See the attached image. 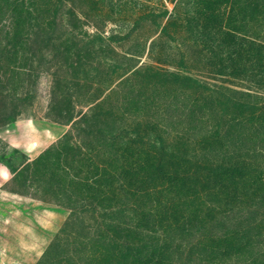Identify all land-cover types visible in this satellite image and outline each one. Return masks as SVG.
<instances>
[{
    "label": "rangeland",
    "instance_id": "1",
    "mask_svg": "<svg viewBox=\"0 0 264 264\" xmlns=\"http://www.w3.org/2000/svg\"><path fill=\"white\" fill-rule=\"evenodd\" d=\"M6 45L0 264H264V13L3 0Z\"/></svg>",
    "mask_w": 264,
    "mask_h": 264
},
{
    "label": "trees",
    "instance_id": "2",
    "mask_svg": "<svg viewBox=\"0 0 264 264\" xmlns=\"http://www.w3.org/2000/svg\"><path fill=\"white\" fill-rule=\"evenodd\" d=\"M3 0H0V5H2ZM233 2V1H232ZM235 2V1H234ZM244 5H246L247 9L251 11L252 15L258 14V13H264V0H244ZM10 54H12V51L7 48L6 46H3V48L0 49V58H7L10 57ZM2 98H0V104L2 103ZM14 116L11 114L9 115V120H14ZM71 135V132H67L65 134L66 138H69ZM44 156H42L39 160ZM120 234H115V241L118 247V252L120 255L127 254L131 257L135 255H144V253H147V250L142 248L145 245V242H143V239H139L135 233L133 232L134 229H132L128 225L121 224L120 227ZM151 247V246H150ZM153 248V247H152ZM146 250V251H144ZM149 251V250H148ZM157 251V249H156ZM155 254V248L148 254L150 256Z\"/></svg>",
    "mask_w": 264,
    "mask_h": 264
}]
</instances>
